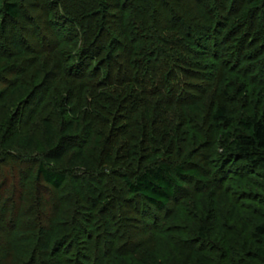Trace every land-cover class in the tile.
Listing matches in <instances>:
<instances>
[{
    "label": "rangeland",
    "instance_id": "rangeland-1",
    "mask_svg": "<svg viewBox=\"0 0 264 264\" xmlns=\"http://www.w3.org/2000/svg\"><path fill=\"white\" fill-rule=\"evenodd\" d=\"M66 1L84 2L85 8H97L99 3ZM105 1H115L110 5L113 8L122 0ZM216 1L215 10L219 19L224 17L221 20L226 32L232 18L239 16L241 8L251 0H238L237 4H233L234 0ZM48 3L49 0H22V15L15 21L0 15V193L6 198L13 185L11 204L25 206L26 219L23 218L35 224L41 222L45 229L53 222L58 225L59 207L68 206L69 216L73 214L79 223L69 244L58 250L53 246L50 252L53 250L55 257L45 256L43 260L54 259L61 264L64 260L66 264H194L200 258L205 264H259L260 244L253 231L264 223V168H245L243 160L226 158L225 152L229 141L242 131L241 116L264 114V15L263 21L256 20L258 25L251 27L253 39L246 37L240 45L230 43L220 51L222 58L228 54L226 63L212 55L210 38L199 32L204 40L197 38L196 46L187 45L194 52L188 51L190 64L183 65L191 73L182 71L179 77L187 94L181 91L177 95L179 102L172 96L144 97L138 107L125 93L137 87L134 81L119 86L91 85L90 93L87 81L67 71L79 48L78 40L74 31L49 25L52 8ZM134 4L145 7V13L150 8L160 11L165 19L159 17L155 22H160L163 35L174 33L167 28L166 18L171 16L191 30L190 25H196L189 17L193 10L200 7L197 13H203L208 12L203 8H209L207 0H134ZM232 6L233 10L229 9ZM112 8L113 14H119L118 7ZM98 12L89 13L92 21L100 18ZM106 19L116 36L107 29L101 43L117 37L121 26L116 15ZM255 31L261 33V40L255 38ZM240 37L234 34L230 39L236 42ZM205 43L210 45L208 50ZM123 51L117 47L109 54L119 53L117 61L121 62ZM106 54L107 50H103L98 58ZM118 89L125 93L119 105L115 93ZM219 104H224L230 117L227 125L212 117ZM44 119H48L54 144L68 121L74 122L72 133L81 136L90 127L80 157L94 168L90 172L95 174L101 173L106 164L92 162L88 152L96 132L101 131L98 125L102 126L101 156L108 153L111 158V176L92 188L82 186V194L70 181L56 190L40 181L35 185L36 167L49 147ZM19 136L27 137V147L15 142ZM72 153L65 154L56 168L69 175L89 174L83 170L81 158L75 166L70 165L71 156L78 158ZM159 160L172 166L195 167L206 180L182 179V188L173 201L165 209L156 210L127 191L120 174L132 177L137 164L144 166ZM3 184L8 186L4 190ZM21 185L25 199L17 204ZM33 188L36 196L32 195ZM53 196L63 197L65 203L59 206ZM105 221L110 227L103 232ZM18 234L12 236L16 235V239ZM3 241L0 234V247ZM20 245L28 249L31 246L30 241Z\"/></svg>",
    "mask_w": 264,
    "mask_h": 264
},
{
    "label": "trees",
    "instance_id": "trees-1",
    "mask_svg": "<svg viewBox=\"0 0 264 264\" xmlns=\"http://www.w3.org/2000/svg\"><path fill=\"white\" fill-rule=\"evenodd\" d=\"M21 1L0 0V15L13 21L18 20L22 15ZM237 2L238 0H234L233 4H237ZM113 3L115 4L116 2L99 0L97 8H85L84 2L81 1L74 4L66 0H49L48 7H51L52 10L48 13L51 14L48 23L54 28L59 27V29L74 31L76 33L72 34L78 40V44L76 42V45H79V48L74 56V62L68 67L67 71L73 77L87 81V91L91 93L92 86L94 87L96 84L119 86L123 85L126 81H134L133 85L137 86L135 87L136 89L134 88V90H129L125 93L130 94L133 106L138 107L142 104L141 101H144L142 100L144 97L150 96L162 98L172 96L176 102H179L177 95L181 94V91H185L179 77H181L182 71H189L187 67L183 66L184 64H190V55L188 53L190 49L187 47L191 43L196 46L197 38H200L202 41L204 40L199 36V32L202 31V36L210 38L212 48H210L209 44L206 45L205 43L207 50L209 47L212 55H217L215 56L217 57L216 59H221L223 56L220 51L224 50L228 44H236L238 42V45H240L246 37L254 38L251 27L258 25L255 22L256 20L263 21L264 15V0H251L248 5L241 8L239 16L232 18L229 28L226 32H223L224 24L221 19H224V17L219 19V15L216 13L217 1L207 0L209 8H203L202 10L208 12L197 13V10L200 9L199 7L193 10V12L195 11L194 13L192 12L189 15L191 20L196 23V25H190L191 30L186 25L182 27V23H176L173 17L170 18V16V19L166 18L169 23L167 28L173 29L175 34L163 35L160 32V22H155V20L159 21V17L165 18L157 8L156 10L150 8L145 13L143 12L145 7L139 6L138 8L137 4H134V0H122L121 2H117L118 6H113V8L118 7L117 10H120L119 14H113L112 7L110 6ZM212 9H214L213 13L211 12ZM229 9L233 10V6ZM97 10L99 11L100 18L92 21V14L89 13ZM226 11L228 12V9ZM115 15L121 21V26L117 32L118 36L109 37L102 44V35L107 29L112 33V36H116V34H113L116 30H114L111 22H107L108 20L106 19L107 16L115 17ZM178 24H181V26H176ZM157 25L160 27L158 28ZM257 28L260 29L259 27ZM56 33H58V30H56ZM111 33L108 32L107 34L111 35ZM234 34H241L240 41L235 42V40L230 39ZM55 36L58 37V34H55ZM255 38L261 40L262 36L259 31H255ZM66 41L69 42L71 39L66 38ZM11 42L15 45L14 39ZM51 42L53 43V41ZM231 45L233 48L236 47V45ZM15 46L18 47V45ZM117 47L124 49L123 53L120 54L121 62L117 61L119 53L116 55L109 54V51ZM103 50H107V54L104 58H98V55ZM190 51L194 52V50ZM226 55V57L220 60L221 63L228 61L226 60L228 54ZM115 93L117 94L116 99H118L119 105L121 102L120 97L125 93L123 89H118ZM184 93L187 94V92ZM142 107L144 108L145 106L142 105ZM212 117L214 121L219 122L221 125H227L231 121L226 113L224 104H219L215 108ZM73 123L68 121L67 126L64 127L62 133L59 135L58 142L54 144L53 138H51L52 131L48 119L43 120L49 139V147L42 155L43 161L38 162L36 167L35 185L40 181L56 190L66 181H70L75 184L79 194H82V186L88 189L92 188L93 184L99 183L109 175L111 176L112 172L109 168L111 163L109 162L112 160L108 156V153L104 157L101 156V150L103 149V127L98 125L97 129L101 131H95L97 135L88 152L92 162L106 164L102 167L101 173L95 174L90 172L94 168L89 166L80 157L82 155L81 146L87 141L90 127L87 128V131H83V135L81 136L77 133H72ZM239 124L242 131L235 135L227 144L225 157L243 160L245 168H264V114L241 116ZM14 140L22 147L29 145V140L26 136H19ZM70 151H73L72 155L75 154L78 157L74 159V156H71L69 159L71 160L69 162L71 163L70 165L75 166L77 160L81 158L79 161L83 165V170H88L89 174L83 173L77 176V174L72 173L69 175L66 171L56 168L62 157ZM139 165L137 164V171H131L132 177H129L125 173L120 174L122 181L127 191L139 196L156 210L165 209L173 201L182 188L180 182L182 179H189L194 182L206 180L205 176L195 167L183 168L182 166H172V164L164 160L155 161L144 166ZM12 179L14 178L12 177ZM78 179H81L80 183ZM2 187H4V190L8 186L3 184ZM11 187L10 193L6 198L3 197L4 194L0 193V201H2L0 203V234L4 237V241L0 247V264H61V262L54 259L49 260V262L43 259L45 256L55 257L52 254L53 250L50 252L53 246L56 250L60 249V246H67L75 235V229L79 227V223L74 219L73 214L69 216L70 212H68V209V211L66 210L68 206L63 207V209L59 207L60 212L57 214L59 217L58 225L53 222L50 227L48 226L45 229L44 226L46 225L41 224V222L35 224L25 220L26 216L23 214L26 211L24 210L25 206L19 208L15 204H11L14 201L10 197L15 193L13 185ZM20 189L19 194L21 195L18 194L17 204L25 199L22 185ZM32 190V195L36 196L35 189L33 188ZM53 197L56 198L55 201L59 206L65 203L63 197ZM95 203V201L91 203L92 206ZM104 223L103 232L104 229L109 231V223L106 221ZM13 233H19L16 239V235L12 236ZM24 233H28L27 237L23 236ZM253 236L260 244L258 250L260 257L259 264H264V223L255 226ZM105 240L108 243L111 242L109 237H105ZM23 241H30L31 246L29 249L26 247L27 245H20ZM97 254L95 256H98ZM64 261L63 264L68 263L66 260ZM194 264L205 263L201 262L199 258Z\"/></svg>",
    "mask_w": 264,
    "mask_h": 264
}]
</instances>
